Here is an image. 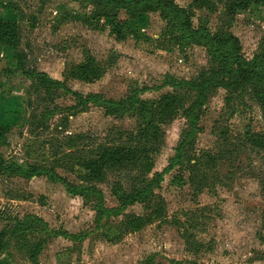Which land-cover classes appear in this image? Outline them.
I'll use <instances>...</instances> for the list:
<instances>
[{
    "label": "rangeland",
    "instance_id": "1",
    "mask_svg": "<svg viewBox=\"0 0 264 264\" xmlns=\"http://www.w3.org/2000/svg\"><path fill=\"white\" fill-rule=\"evenodd\" d=\"M175 1L183 8L193 2ZM2 4L18 16L22 41L16 53L24 55L26 71L44 73L70 91H59L53 102L24 72L5 75L15 70V62L8 64L14 52L0 49V128L4 123L10 127L0 154L8 166L45 168L64 181L0 176V232H10L0 264H264V148L251 140V134L264 137V115L243 94L240 80L223 78L209 91L186 160L153 189L154 211L161 213L154 215L146 203H138L99 224L96 199L69 191L94 185L89 172L70 157L82 155L86 146L93 149L94 143L118 145L137 134L143 121L130 112L136 100L181 94V108L157 122L156 134L151 132L148 148L158 151L137 168L96 184L106 208H120L115 187L120 183L133 192L135 185L157 180L190 130L184 109L198 94L171 87L167 78L191 83L216 65L206 48L174 43L172 36L179 32L160 13L132 22L119 37L110 24L94 21L110 10L93 0ZM223 7L217 3L214 12L194 10V26L202 20L213 33L225 26L252 59L264 49V8L240 12L231 21ZM89 59L103 76L93 83L73 78V68ZM112 103H124L125 112ZM133 218L141 222L139 230L133 229ZM21 223L25 232H17ZM32 249L40 251L35 258Z\"/></svg>",
    "mask_w": 264,
    "mask_h": 264
},
{
    "label": "trees",
    "instance_id": "2",
    "mask_svg": "<svg viewBox=\"0 0 264 264\" xmlns=\"http://www.w3.org/2000/svg\"><path fill=\"white\" fill-rule=\"evenodd\" d=\"M93 1L100 7L110 10V12L107 11L95 17L94 21L110 24L113 32L119 37L124 36L122 31L132 22H143L145 15L150 12L160 13L161 17L169 23L171 28L179 32V36H172L174 43L176 41V44L180 46H202L206 48L216 65L215 69L202 73L199 79L191 83H179L170 77L167 78V84L171 87L181 90L182 88H187L198 94L197 101L191 107L184 109V116L189 120L190 130L184 134V138L178 147L177 156L171 161L170 168L163 174H159L157 180L148 186L135 185L133 192L125 190L120 183L115 187L114 192L120 203V208L108 210L104 205V195L96 188V184L105 183L108 176L112 173L137 168L143 164L144 160L149 159L150 152L156 153L158 151L152 147L148 148L150 146L151 132L154 131L156 134L157 122L171 119L177 110L181 108V94L175 92L153 102L136 100L130 107V112L141 115L143 121V126L137 134L130 135L125 142H121L118 145L94 143L93 149L86 146V150H84L85 152L82 155L70 157L76 166L89 172L88 181L94 185L87 188L71 186L69 191L76 196L82 194L84 197L96 199L99 224H102L106 217L112 218L122 215L128 208L138 203H146L148 209H153L154 215L160 214V208L154 211L153 203L157 198L153 193V189L163 182L165 174L172 171L175 167L181 166L186 160L188 153L186 151H188V147L198 136L199 123L210 90L219 87L223 78H236L240 80L243 94L249 95L258 104L264 115V49L259 54L256 53L252 59H248L243 52V46L239 38L234 36L225 26L221 27L217 33H213L205 22L201 20L199 27L196 28L193 23L195 18L194 10L214 12L217 3H223L226 16L231 17V21H233L240 12L249 11L253 7L257 9L264 8V0H193L192 6L189 8L180 7L175 0ZM2 2L3 0H0V9L14 11L12 6L3 5ZM121 12H124L127 17H120ZM15 16L14 22L0 20V47L8 49L10 52L13 51L14 54H11L12 61L8 64L16 63L15 70L5 71L4 74L11 76V73L16 71L24 72L30 79L39 81L46 90L47 96L54 102L55 98L58 97L59 91L69 92L70 90L65 83L56 81L44 73L36 70L32 72L26 71L24 55L16 53L21 45L22 29L18 16ZM71 75L75 79L93 83L103 76V72L95 61L89 59L83 65L74 67ZM112 105L125 112L126 105L124 103H112ZM9 131L10 127L4 123L0 128V144L3 143V138ZM251 140L257 147L264 148V137L262 135L251 134ZM3 175H16L29 180L35 177L50 176L52 181L64 183L60 176L45 168L36 166L24 168L16 163L8 166L0 154V176ZM130 221L133 229L139 230L141 228V222L137 218L130 219ZM25 225V223L18 224L17 232H25ZM9 235L10 232L8 231L0 232V254L5 250L6 244L4 241ZM38 253L40 251H33L32 256L35 258Z\"/></svg>",
    "mask_w": 264,
    "mask_h": 264
},
{
    "label": "crops",
    "instance_id": "3",
    "mask_svg": "<svg viewBox=\"0 0 264 264\" xmlns=\"http://www.w3.org/2000/svg\"><path fill=\"white\" fill-rule=\"evenodd\" d=\"M13 12L10 10L7 11H0V20L1 21H11L14 22L15 21V16L12 14ZM6 17H9L8 19ZM0 49H4L5 52L9 51L8 49L4 48V47H0ZM2 118V115H0V119Z\"/></svg>",
    "mask_w": 264,
    "mask_h": 264
}]
</instances>
